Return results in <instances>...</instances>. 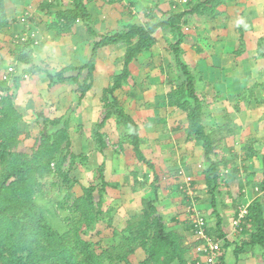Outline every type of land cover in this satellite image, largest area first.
<instances>
[{"label":"rangeland","instance_id":"obj_1","mask_svg":"<svg viewBox=\"0 0 264 264\" xmlns=\"http://www.w3.org/2000/svg\"><path fill=\"white\" fill-rule=\"evenodd\" d=\"M127 1L123 3V0H95L88 5V12L92 14L90 26L97 35L121 30L119 24L121 15L130 11ZM156 1L155 8L148 7L141 10L150 12L140 13V24L157 22L164 18L162 15L167 10V6H161L159 0ZM19 2L22 5H31L30 13L34 19L30 20L31 26L29 22V26H24L23 31L20 30L16 34L31 31L37 44H34L33 40L27 42L30 63L22 67L15 62L13 54L15 46L9 40L12 33L0 34V96L9 94L16 109L22 115V122L19 125L21 146L34 145L42 131L51 134L67 122L71 141L70 152L78 156L72 163L67 162L64 167V171L69 173V181L51 174L43 180L42 187L35 193V205L46 224L60 235L71 236L81 222L80 214L74 208L75 200L82 195V188L91 189L97 197V191L101 186L98 171L101 168L105 179L108 181L114 179V182L111 181L109 184L114 185L116 182L114 189H110L107 183L104 194L105 200L108 201L104 209L114 210L111 213L112 228L96 225L87 236H82L84 240L94 245L98 244L103 249L110 247L112 229L124 228L128 222L136 221L141 215V200L151 196L150 191L160 188V185L163 194L171 199V206L163 205V208L161 210L159 208L157 212L168 220L175 216L185 218L186 200H183L182 195L175 188L178 175L175 176L176 174L173 173L177 168L176 171L181 170L193 178L197 193L196 200L201 202L198 205L199 211L205 214L208 229L214 228L215 219L212 216L211 205L213 199L205 186L204 179L208 164L202 156L192 155L190 161L186 160L183 164L180 149L176 148L178 156L174 150L171 152L175 164L165 168L166 174L162 175L160 164L155 161V166L159 168L158 174L152 176L148 168L149 176L144 175L143 178L138 179L144 167L137 164L129 149L130 146L121 141L113 119H110L101 130L105 150L102 153L97 150L92 135L102 117V90L121 69V50L107 49L98 54L94 87L84 102V105L92 111V119L87 120L84 113L76 111L77 99L73 92L74 86L69 83H58L57 74L64 69L77 68L84 64L89 59L91 51L89 42L95 40L94 37L85 32L81 20L73 24L71 34L68 36L60 35L49 28V25L56 22L55 14L58 9L64 10L72 4L57 3L53 8L40 11L41 0ZM83 2L86 3V0ZM164 3L171 5L172 2ZM175 6L176 9L173 11L183 9L184 4L175 3ZM224 7L230 12L232 19L230 23L218 26L219 22L215 21L220 19L212 21L207 17L205 19L210 21L198 25L197 19L190 20L183 29L185 39L181 45V59L194 77L196 94L204 102L205 111H213V109L220 111V116H226L229 126H232L230 121L232 115L243 113L246 117L251 115L253 119L252 128L245 129L243 124L245 134L237 138L238 144H231L232 142L229 141L217 146L219 158L227 164L220 170V183L214 193V201L217 211L225 221L228 219L224 222V226L228 229L226 234L232 241L236 236L233 218L238 207L242 204L246 205L251 198L256 199L255 189H259V185L263 182L264 58H258L257 52L260 46L264 49V40H262L264 39V0H231L226 2ZM224 7L220 8L219 12L224 10ZM220 29H222L221 33H219ZM155 38L157 44L133 63L127 83L108 100L113 101L133 119H138L142 115V119L151 122L153 128L143 131H152L153 135L158 136V148L169 150L167 144L162 143L163 139L167 140V133L160 134L169 131L168 111L171 108L165 104V95L168 91L166 82L176 81L180 73L174 66L172 55L166 51L167 42H171L173 38L170 32L159 31L155 34ZM8 66L14 68L15 74L8 82L1 83L2 72ZM75 74V72L64 73L63 77L68 78ZM6 89L9 90L8 93L5 92ZM213 100L217 103L214 108L211 106L215 102ZM237 101L238 107H234L232 103ZM176 114L175 117L181 122L183 115L179 112ZM55 119H60L61 124L58 127L50 126L48 123ZM208 120L210 119L205 120L207 132L213 129V125ZM182 137L184 138L185 135ZM248 148L253 149L252 153ZM165 155L163 153L162 156L157 157V160L163 159ZM170 155L168 153L167 156ZM118 164H123L126 172L119 181L115 180ZM52 170L54 171V167ZM134 186L137 188L136 193L129 195V188ZM141 188L148 196L140 191ZM242 190H245V194L241 192ZM200 196L201 198L198 199ZM212 238L215 240L214 235ZM246 255L241 256L237 264H264V255L261 254L260 249H256L253 258ZM143 256L138 250L130 260V264H138ZM226 263L235 264V261L227 255Z\"/></svg>","mask_w":264,"mask_h":264},{"label":"trees","instance_id":"obj_2","mask_svg":"<svg viewBox=\"0 0 264 264\" xmlns=\"http://www.w3.org/2000/svg\"><path fill=\"white\" fill-rule=\"evenodd\" d=\"M94 1L66 2L72 6L64 10L57 8L56 22L49 25V28L60 35L68 36L71 34L73 24L81 20L85 32L95 39L90 44V57L84 64L77 68L64 69L57 74L58 83H69L74 86L73 92L78 103L94 86L99 52L107 49L121 50V69L102 90V117L92 135L97 150L100 153L105 150L101 130L110 119H113L121 141L131 147L137 164L152 168L141 148L138 125L108 98L127 83L133 63L157 44L155 34L162 30L169 31L173 38L171 42H167L166 51L172 55L174 66L180 75L176 81L166 82L168 91L165 95V104L184 114L187 123L186 134L201 147L203 159L208 164L204 179L205 186L212 195V216L215 221L214 228L206 227V234L211 239L214 235L215 240L222 241V251L217 264H227V255H230L237 264L242 255H251L256 249H260L264 255V175L263 182L257 189L261 197L252 200L248 206L239 207L234 215L238 221L236 238L228 240L223 231V218L217 211L214 201V193L220 183V170L227 164L219 158L217 152V146L224 138H218L217 135H220L218 132L216 135L215 131H206L202 123L205 115L204 102L196 94L194 77L181 59V45L185 39L183 29L187 26L188 20L191 17H208L214 20L221 15L219 9L231 0L189 2L182 11L163 14L164 18L157 22L130 23L123 25L121 31L102 35H97L90 26L92 14L88 12V5ZM57 3L59 2L48 3L45 0L39 6V10L53 8ZM8 27L5 0H0V34ZM14 46L15 62L28 65L30 51L27 43ZM257 57L264 58V49L261 46L258 48ZM72 72L76 74L68 78L63 77L64 73ZM6 91L9 92L8 89ZM0 107V264H130L138 250L144 255L138 264H205L201 254L195 253L198 243L193 240L188 242L183 231L168 228L163 217L157 212L155 200L149 198L141 200V215L136 221L128 222L124 228L112 229L110 247L103 249L98 244L94 245L84 240L82 236H87L96 225L112 228L111 213L114 210L104 209V206H107L104 198L107 184L102 168L98 171L101 186L97 191V197L91 189L82 188V195L75 200L74 208L81 217L77 229L69 237L53 230L46 224L35 205L34 196L42 187L43 180L51 174L64 181L70 180L69 173L64 171V167L67 162L72 163L78 156L70 152L68 124L65 122L62 128L51 134L42 131L34 145L21 146L19 125L22 122V115L9 94L1 96ZM48 124L58 127L61 120L55 119ZM228 126L229 123L218 131H225ZM229 132L230 129L227 128V134ZM180 172L191 179V188L196 192L193 178L181 170L176 171V176H179L176 190L178 191V186L182 182ZM200 198L201 196L198 197ZM242 207H246V214L239 219ZM204 218L206 219L205 216Z\"/></svg>","mask_w":264,"mask_h":264},{"label":"crops","instance_id":"obj_3","mask_svg":"<svg viewBox=\"0 0 264 264\" xmlns=\"http://www.w3.org/2000/svg\"><path fill=\"white\" fill-rule=\"evenodd\" d=\"M19 1H21V0H5V10H6L7 17L9 19V27L4 32V34L6 32L12 33V35L10 36V39H9L12 45H13V43H12L11 39H12L13 35L18 33V31L24 29V26L19 23V18L22 15H25L26 13H29L30 15L28 14V18H29L28 19V26H29L30 20L34 19L32 14L30 13L31 5L30 4L22 5V3H20ZM44 1L45 0H41L42 3ZM117 1H122V0H117ZM126 1L127 0H123V3H125ZM183 1H185V3ZM156 2H157L156 0H128L127 1V6L129 8V10L131 11V13H130V11H128L127 14H124V15L122 14L121 15L122 17L120 18V22H119L121 30H122V26L126 25V24H130V23L140 24L139 23V21L141 19L140 13L145 12V13L148 14L150 12V11L147 12V10L142 12L141 10H143L144 8H148V7L155 8V3ZM159 2L161 4V6H167V10L166 11L163 10L164 11L163 14L167 15V14L171 13L173 11V9L174 10L176 9L175 3L184 4V6H183V9H184L186 7L187 3H189L190 1H187V0H179V1H176V0H168V1L159 0ZM164 2H170V3L172 2V3H171V5H169V4L168 5H164L165 4ZM142 3H144V4L142 5ZM25 6L26 7L28 6V8H25ZM179 7H180V5H179ZM134 8H135V10H134ZM158 8H160V7L158 6ZM224 8L225 9L224 10L222 9V11H221V15H219L217 17L220 20L219 21H215L217 23L221 22L220 24L218 23V26H222L225 23H230L229 21L232 20L231 17H230L231 16L230 12H228V9L226 7H224ZM183 9L176 10V11H173V12H179V11H182ZM135 11H138V13H136ZM128 13L131 14V17H130V14L128 15ZM193 18H194V20L197 19L198 25H200L202 22L205 23V22L210 21L208 19H205V17H191L188 20L187 25L189 24L190 20H192ZM31 25H32V22H30V26ZM227 28H228V26H227ZM225 30L228 31V29H226V28H225ZM221 31H222V29H220L219 33H221ZM224 33H225V31H224ZM99 35H102V34H99ZM262 40H264V39H262ZM91 42H89V43L91 44ZM90 54H91V51H90ZM89 57H90V55H89ZM21 66L22 67H26L25 64H21ZM212 86H215V85H212ZM216 88H218V87L216 86ZM89 92L85 95L84 99L80 103L77 102V110H76L78 113H84L85 118L87 120H91L92 119V111H91V109L87 108V106L84 105V102L88 99ZM75 98L77 99V97H75ZM144 98H142V99H144ZM236 98L238 99V97H236ZM146 101H147V98H146ZM213 101H215V102L211 106H213V108H214L215 106H217V103H216V100H213ZM232 101H234L233 97H232ZM237 103H238V101L232 103V105L234 107H237ZM245 103L248 104L247 102H245ZM168 112H169L168 113V115H169L168 116V118H169L168 119L169 120V126H167V128H169L168 129L169 131H167V132L163 131V132H160V134L164 135L165 133H167V135H166V139L167 140L163 139L162 143L167 144L166 146L169 147V150L168 149L167 150H165V149L161 150V149L158 148V145H159L158 136L157 135H153L152 131H143V130H147V129H152L153 128L151 122H149L151 124L150 125L146 120L142 119V115L140 117H138V119H135V118L133 119V117L130 116L133 119V121L136 123V125H138V127H139V136H140V140H141V148H142V151L144 153V156H145L146 160L149 161L151 163V165H152V168H150V170H149V171H151V175L152 176L153 175H157L158 171H159V168H157V166H155L156 165L155 161H157V163L160 164L159 167H161L160 169L163 171L162 175H163V173L166 174V171H165L166 169L165 168L168 167V165H171V164L174 165L175 164L174 163L175 162V158L172 156L173 153H171V152L174 150L175 154L178 156L176 148L180 149V153H181L180 157H181V160H183L182 161L183 164L186 163V160H187V162H188V160L190 161L192 155L195 156V157H198V156L201 157L202 156V158H203L201 147L197 146L195 144V142L192 139H190L187 136V134H186V130L185 129L187 127V123H186V118H185L184 114H182L179 111H175L173 109H169ZM177 112H179V113H181L183 115V119L181 120V122H180V120H178L177 117H175V115H177L176 114ZM207 113H209V114H207ZM220 114H221L220 111L214 110V109H213V111H205V115H204V117L202 119V123H203L204 127H205V120L206 119H210V120H208V122H210L213 125V129L209 130L208 132L215 131L216 135H217V132H218V134L220 133V135H217V137L218 138L219 137H223L224 138V139H222L219 142V145L223 144L224 142H229V141L232 142L231 144H233V143L234 144H238L239 142H238L237 138L239 136H241V134H245L244 133L245 129H247L248 127L252 128L253 119H252L251 115H249L247 117L243 113L242 114H237V115H234V116L232 115L231 118H230L231 119L230 121L232 122V126H228L227 127L228 129H230L229 134H227V128H226L225 131H223V130L218 131V129H224L223 126L226 125V123H227L226 122V116H220ZM235 118H237V119H235ZM245 120H247V122H245ZM236 122H239V123L237 124ZM243 124H245V129H244ZM256 124H257V122H256ZM234 129L237 130V131H234ZM182 135L183 136L185 135V137L183 138ZM230 135H231V137H230ZM219 145H218V147H219ZM129 149L132 151L131 147ZM248 151L250 153H252L253 149L248 148ZM155 153H157V154H155ZM163 153H164V155L166 154L165 155L166 157H164L163 159L160 158V160H157V157L162 156ZM168 153L171 154V155L167 156ZM188 153L190 154L189 157H188ZM184 160H185V162H184ZM131 163H132V161H131ZM163 165H165V166H163ZM142 167H144V169H143V172H141V175L138 177V179H140V177L143 178L144 175L147 176V177L149 176L148 175V173H149L148 172V167L147 166H143V165H142ZM110 169H111V167H110ZM176 169H175V172H176ZM175 172L173 173V175L176 174ZM124 173H126V172H124V165L123 164H118L117 165V177H115L117 179H115V180L119 181L121 179V177L124 175ZM262 174H263V172H262ZM187 175H189V174H187ZM263 175H262V177H263ZM104 180H105L106 184L107 183L108 184L111 183V181L114 182V179L108 181L107 179H105V177H104ZM115 183H114V185L109 184V188L110 189H114V186H116ZM175 186H176V184H175ZM195 188H196V186H195ZM129 189H130L129 195H133L137 191V188L135 186L133 188H129ZM155 190H156V194H155ZM155 190H151L150 191L152 195L149 196L148 198L155 200V206H156L157 211L159 210V208L161 210L163 208L162 207L163 205L170 207L171 206V199L163 194L161 185H160V188H157ZM140 191L144 192L142 190V188L140 189ZM142 192H140V193H142ZM241 192L243 194H245V190H242ZM145 195H147V193H145ZM196 195H197V193H196ZM256 195H257V197H259L260 193H257ZM245 199H247V197H245ZM251 201H252V198H251ZM251 201L247 202L246 205H243V204L242 205L243 206H248ZM106 203L108 205V201H106ZM200 203H201L200 201H197V208H198V205ZM184 214H185V210H184ZM162 216H163V219L165 220V223H166L167 226L168 225H174L175 226L173 228H170L168 226L170 229L183 231L184 235L186 237V240L188 242H192L193 239H192V234H191V230H190L189 224L187 222H185L186 219H187L186 218V214H185V218H183L182 216L180 218L175 216V218L172 217V219H170V220H168L164 215H162ZM172 216H174V215H172ZM204 216H205V214H204ZM175 220L178 221V222H176ZM170 221H171V223H170ZM222 221H223V231L226 234L227 231H228V229L224 226V222H226V221L224 220V218H223ZM237 223H238L237 219L233 218V224H234V228H235V233H236ZM226 238L228 240H230L227 234H226ZM234 238H236V236ZM254 253L251 254V255L248 254L246 256L247 257L250 256L251 258H253L254 257ZM192 256H195V255L192 254Z\"/></svg>","mask_w":264,"mask_h":264},{"label":"built area","instance_id":"obj_4","mask_svg":"<svg viewBox=\"0 0 264 264\" xmlns=\"http://www.w3.org/2000/svg\"><path fill=\"white\" fill-rule=\"evenodd\" d=\"M48 3H55L58 1L71 3L74 0H46ZM168 1V0H165ZM185 3V1H183ZM28 14L22 15L19 18V23L25 27L28 26ZM13 45L27 43L29 40H33L34 44H37L35 36L31 31H25L19 34H15L12 37ZM15 74V70L12 66L5 68L4 73L1 76V81L8 82L11 77ZM1 99V96H0ZM1 110V107H0ZM182 182L178 186V191L182 193L184 199L186 200L185 214L186 218L191 226V233L193 241L198 243L196 249L197 253H200L204 259L205 264H217V260L222 251V241L213 240L206 234V219L201 214L197 208V201L195 199L196 192L191 188L190 181L191 179L184 175L182 172L179 173ZM257 192V189H255ZM246 214V207L240 208L239 219H241Z\"/></svg>","mask_w":264,"mask_h":264}]
</instances>
